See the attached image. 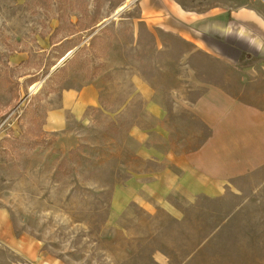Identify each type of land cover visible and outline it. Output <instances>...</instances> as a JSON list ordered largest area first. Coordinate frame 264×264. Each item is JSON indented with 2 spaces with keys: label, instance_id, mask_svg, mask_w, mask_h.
<instances>
[{
  "label": "rangeland",
  "instance_id": "1",
  "mask_svg": "<svg viewBox=\"0 0 264 264\" xmlns=\"http://www.w3.org/2000/svg\"><path fill=\"white\" fill-rule=\"evenodd\" d=\"M141 1L0 0V264H264V168L188 204L166 184L211 135L192 111L208 89L264 107L263 57L197 48ZM174 1L264 16V0ZM87 85L97 106L47 131L60 94ZM155 176L177 215L147 195ZM216 225L222 244L189 257Z\"/></svg>",
  "mask_w": 264,
  "mask_h": 264
},
{
  "label": "crops",
  "instance_id": "2",
  "mask_svg": "<svg viewBox=\"0 0 264 264\" xmlns=\"http://www.w3.org/2000/svg\"><path fill=\"white\" fill-rule=\"evenodd\" d=\"M139 6L147 16L146 21L192 42L197 48L203 46L200 43L218 48L213 46V41L225 42L227 39L230 42L226 45L238 48L240 53L247 48L254 56L260 54L264 72V16L256 10L243 7L224 12L213 8L197 14L185 11L174 0H142ZM165 20H169V27H163ZM146 101L153 109L151 100ZM97 104L93 86L64 90L60 94L58 108L46 116L45 129L52 133L60 132L66 127L69 115L80 119L88 108ZM192 111L210 129L211 135L198 150L177 164L175 185L170 180L166 183L170 188L168 192H173L172 196L182 204L190 203L198 195L219 197L229 179L242 178L264 168V107L243 104L220 89L211 88L192 105ZM148 115L151 116V112ZM162 184H165L162 177L155 176L146 190L149 192L147 195L153 204L177 215L171 206L164 204L167 196L150 192V188L155 191Z\"/></svg>",
  "mask_w": 264,
  "mask_h": 264
},
{
  "label": "trees",
  "instance_id": "3",
  "mask_svg": "<svg viewBox=\"0 0 264 264\" xmlns=\"http://www.w3.org/2000/svg\"><path fill=\"white\" fill-rule=\"evenodd\" d=\"M213 201H218V199H215ZM226 230H230V228L220 227L219 225H216L215 227H207V230L204 231L199 242L193 246L188 256L191 257L192 255L201 252V250L203 251V249H212L214 247H217L219 243L222 244L224 238L223 233ZM231 250L232 249H230V251ZM237 253H239V257L243 256L242 251H239Z\"/></svg>",
  "mask_w": 264,
  "mask_h": 264
},
{
  "label": "bare ground",
  "instance_id": "4",
  "mask_svg": "<svg viewBox=\"0 0 264 264\" xmlns=\"http://www.w3.org/2000/svg\"><path fill=\"white\" fill-rule=\"evenodd\" d=\"M124 7L119 8L118 10L121 11Z\"/></svg>",
  "mask_w": 264,
  "mask_h": 264
},
{
  "label": "water",
  "instance_id": "5",
  "mask_svg": "<svg viewBox=\"0 0 264 264\" xmlns=\"http://www.w3.org/2000/svg\"><path fill=\"white\" fill-rule=\"evenodd\" d=\"M125 8V7H124ZM65 60V58L62 60V61H64Z\"/></svg>",
  "mask_w": 264,
  "mask_h": 264
}]
</instances>
